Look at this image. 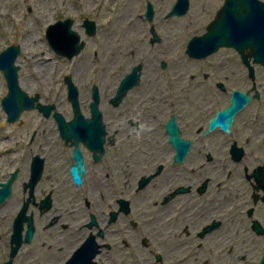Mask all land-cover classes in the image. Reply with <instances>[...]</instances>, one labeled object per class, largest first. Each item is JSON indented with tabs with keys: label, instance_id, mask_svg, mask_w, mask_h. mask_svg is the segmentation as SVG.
<instances>
[{
	"label": "flooded vegetation",
	"instance_id": "obj_1",
	"mask_svg": "<svg viewBox=\"0 0 264 264\" xmlns=\"http://www.w3.org/2000/svg\"><path fill=\"white\" fill-rule=\"evenodd\" d=\"M174 16L184 15L166 17ZM70 19L75 30V19ZM87 19L81 24L86 39L77 31L85 41L82 51L69 59L51 47L56 54L73 60L86 50L87 39L100 29L92 20L96 31L89 35L84 25ZM139 19L142 31L135 33L134 47L121 52L120 68L113 77L108 74L112 68L105 73V79L117 82L106 99L112 114L109 120L99 85L91 86L88 113L83 112L79 89L81 111L91 118L93 89L98 87L104 125L101 147L79 142L85 167L82 183H75L70 174L75 145L66 143L61 135L69 149L48 150L41 144L36 148L40 151H34V131L27 144L9 150L15 156L18 150L24 151L27 178L21 184L19 210L12 217L6 261L12 258L14 264L24 248L28 250L24 264H54L38 256L44 249L56 250L57 264H260L264 255V114L254 117L250 106L262 102L264 82H207L212 76L198 63L223 47L200 57L190 55L188 44L198 34L188 38L184 48L198 70L186 73L188 82H179L185 77L181 70L185 64L161 57L155 46L164 41L156 11L152 19L146 14ZM167 71L176 81L159 82L160 74ZM215 71L217 74L216 66ZM236 90L248 93L249 101L234 114L227 129L210 127L211 119L231 104ZM55 110L56 105L50 114L53 118ZM72 112L74 116L73 108ZM171 132L188 143L178 146L171 140ZM40 164L42 172L32 185L33 167L37 170ZM15 171L12 194L0 205L14 198L20 168L15 167L2 181L7 182ZM24 208L21 245L12 256L15 219ZM47 232L53 241L44 237ZM65 240L68 242L63 243ZM35 241L36 251L27 248Z\"/></svg>",
	"mask_w": 264,
	"mask_h": 264
},
{
	"label": "rangeland",
	"instance_id": "obj_2",
	"mask_svg": "<svg viewBox=\"0 0 264 264\" xmlns=\"http://www.w3.org/2000/svg\"><path fill=\"white\" fill-rule=\"evenodd\" d=\"M62 1L63 3L60 0H0V52L13 43L19 44L21 54L17 58V64L20 66L21 87L29 95L39 93L40 101L43 104H55L57 110L63 113L68 120L72 118L73 112L71 102L68 100V87L64 81L66 75L72 76L73 81L80 89L84 113H88L87 106L90 101L91 86L95 83L99 85L103 95L105 116L108 120L112 116L109 113L110 105L106 99L113 93L112 84L117 82H110L108 77L105 79V73L109 68H112L108 74L113 77L115 70L120 68L121 52L129 51V48L134 47L135 33L142 31V26L139 28L141 25L139 15L145 14L147 1L154 5L158 17L159 33L164 37L163 42L155 44L161 57L180 59L177 61L182 60L185 64L181 69L185 73V77L179 82H188L186 73L198 70L196 65L192 67L196 63L193 64L185 56L186 41L194 35L206 32V25L214 18L216 11L224 2V0H190V9L186 15L168 18L166 16L176 0ZM128 4L130 6L127 8ZM127 11L131 13L127 14ZM67 17L75 19L73 28L80 32L83 38L86 37L81 27L84 19L95 20L100 27L97 35L87 39L86 50L73 60L56 54L46 38L47 27L57 20ZM139 45L141 46V44ZM110 56H115V60ZM252 60L253 58H251V63L255 68L256 82L262 83L264 82V65L254 64ZM198 66L203 67L202 71L210 72L212 78L207 82L223 80L224 82H237L236 85H241V82H253L249 76L248 68L233 48L223 47L206 61L199 62ZM215 66L218 70L217 74ZM233 72H235V77H232ZM174 80L176 81V77H173L171 71L162 73L159 77V82H174ZM109 84H111L110 87ZM229 88H231L230 85ZM7 92V83L0 70V182L6 181L9 173L15 167L20 168L19 177L15 183L14 198L4 205H0V264H3L9 256L12 217L19 210L18 203L22 197L21 184L27 178V165L22 161L24 151L18 150V155L15 156L9 150L18 149V146L21 147L23 143L27 144L34 131H37L31 145L34 151H40V148H36L41 144H46L43 149L48 150L53 148L57 150L69 149L59 134L57 122L53 116L45 117L38 109L24 111L18 121L6 123L7 115L2 108V98ZM188 94L196 95L194 92H188ZM250 107L254 117L263 115L264 97L260 104L254 102ZM242 117H246V115ZM67 154L69 151L66 152ZM65 162L67 163V160ZM65 162L63 165L68 168ZM66 180L69 181V179ZM44 185H47L45 188H49L48 184L44 183ZM10 202L14 204V210ZM153 228H155L154 225ZM44 237L48 241L54 240L51 232H47ZM67 240L71 242L72 237H68ZM67 240L63 243H67ZM40 241L39 239L38 243ZM36 246L37 242L35 241L33 247L27 248H33V251H36ZM66 246L68 245L66 244ZM55 251L44 249L38 253V256L57 264L55 256L58 253ZM23 252V256L18 257L14 264H24L23 261L27 257L28 250L22 248L20 255ZM34 263L30 262V264Z\"/></svg>",
	"mask_w": 264,
	"mask_h": 264
},
{
	"label": "water",
	"instance_id": "obj_3",
	"mask_svg": "<svg viewBox=\"0 0 264 264\" xmlns=\"http://www.w3.org/2000/svg\"><path fill=\"white\" fill-rule=\"evenodd\" d=\"M189 9L190 0H176L167 15H185ZM145 14L149 19H152L155 14L154 5L150 1L147 2ZM72 24L73 20L70 18L57 21L48 26L46 33L50 46L58 54L67 56L69 59L78 55L85 45V41L81 40L79 33L72 29ZM84 25L89 35L95 34L96 26L94 21L87 19ZM152 30L154 31V29ZM154 39H158L156 34ZM220 47L236 48L241 55L243 63L248 67L250 78L253 82H256L255 68L251 63V58H253L252 62L254 64L264 65L263 0H225L223 5L217 10L216 18L208 24L207 31L203 35L194 36L190 40L187 51L192 56L200 57L210 54ZM20 54L21 46L19 44H11L0 52V70L3 72L8 87L7 94L2 98V107L7 115L6 123L18 121L21 114L26 110L38 109L45 116H50L51 111L55 109L54 104H43L40 101V94L29 95L21 87L19 78L20 66L17 64V58ZM136 76L138 77V74ZM66 82L68 84V99L71 102L74 116L71 120H66L64 115L57 110L54 111L53 115L62 138L66 143L75 145L70 174L75 183L81 184L85 167L79 142L82 141L95 149L97 145L101 147L104 142L102 137V134H104L102 113L98 109L100 93L98 87L94 86V101L91 103L93 116L86 118L80 107L79 87L73 82L71 76L66 77ZM123 82H127V79H124ZM121 91L122 85L118 88L117 96L120 95ZM248 101V93H244L241 90L234 91L231 104L211 119L210 127L220 125L227 129L232 123L234 114ZM169 128H173V124H170ZM171 133V140L178 146L188 143V141L179 139L173 132ZM41 172L42 164L39 165L37 170L33 167L32 185L39 179ZM16 176L17 171L12 173L7 182L0 183V203L4 202L12 194L11 186ZM25 209L15 219L14 234L11 242L16 243V246L13 248L12 256L21 245L19 234L24 221ZM12 262L13 259L11 258L4 264H12ZM260 264H264V255Z\"/></svg>",
	"mask_w": 264,
	"mask_h": 264
},
{
	"label": "bare ground",
	"instance_id": "obj_4",
	"mask_svg": "<svg viewBox=\"0 0 264 264\" xmlns=\"http://www.w3.org/2000/svg\"><path fill=\"white\" fill-rule=\"evenodd\" d=\"M130 6V4L127 5V8ZM127 14L131 13L129 11L126 12ZM41 20H44V19H41Z\"/></svg>",
	"mask_w": 264,
	"mask_h": 264
}]
</instances>
